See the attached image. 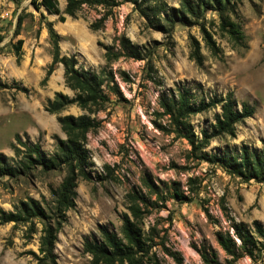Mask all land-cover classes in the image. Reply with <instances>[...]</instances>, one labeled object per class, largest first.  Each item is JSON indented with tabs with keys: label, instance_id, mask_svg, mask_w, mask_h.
I'll return each mask as SVG.
<instances>
[{
	"label": "rangeland",
	"instance_id": "obj_1",
	"mask_svg": "<svg viewBox=\"0 0 264 264\" xmlns=\"http://www.w3.org/2000/svg\"><path fill=\"white\" fill-rule=\"evenodd\" d=\"M163 1L168 8H178L179 0ZM57 4L62 14L64 0ZM103 13L101 8H84L75 19L65 16L60 23L57 16L34 8L31 0H0V80L6 85L0 89V154L17 167L20 157L14 156L12 147L24 150L17 138L25 144L38 142L48 158L55 153L56 139H65L57 115L44 110L56 93L74 96L64 85L61 65H55L42 82L52 59L51 28L59 37L60 56L74 57L78 70L111 71L120 92L115 97L104 89L109 103L103 111L88 115L99 123L84 145L89 179L78 180L75 207L66 213L57 235V264H89L83 240L96 238L99 226L117 232L121 215L127 212L125 196L133 190L157 202L143 225H158L165 248L177 254L181 264H203L197 253L202 251H213L219 264H227L215 240L217 232L232 235L233 223H243L253 231L254 222L264 231V182H244L211 159L226 152L239 153L242 147L264 148V0H242L232 18L244 35L242 46L219 32L216 13L205 12L216 56L205 46L198 25L175 24L172 30H158L130 4H123L113 9L101 30L91 31L90 24ZM122 38L137 46L144 59L120 57L107 63L105 48L122 52ZM190 38L200 45L201 67L189 58ZM19 40L21 57L16 63L12 46ZM196 85L204 97L232 93L238 105L249 104L254 112L235 126L234 136L211 139L193 150L171 132L159 100L177 95L178 89L196 91L198 97ZM217 114L219 109L214 108L189 117L199 141L202 131L210 132ZM67 115L87 113L70 106L59 114ZM65 175L63 166L46 171L31 166L13 177H0V210L14 212L20 203L32 199L48 213L53 206L51 191L58 189ZM145 182L155 187L163 201L150 193ZM174 190L185 200L171 198ZM31 225L34 234L28 242L24 234L29 224L0 226V264H35L32 253H38L42 223L33 219ZM155 251L161 264H177L161 247ZM230 264H264V250L254 252L252 259L244 256Z\"/></svg>",
	"mask_w": 264,
	"mask_h": 264
},
{
	"label": "trees",
	"instance_id": "obj_2",
	"mask_svg": "<svg viewBox=\"0 0 264 264\" xmlns=\"http://www.w3.org/2000/svg\"><path fill=\"white\" fill-rule=\"evenodd\" d=\"M242 0H179L178 8H168L163 0H64L65 8L62 14L58 9L57 0H31L34 8H42L48 15L58 17L60 23L64 17L75 19L84 8L103 9L101 17L93 21L89 29L93 32L103 28L107 18L112 14L113 9L130 4L149 25L158 30H172L175 24L182 26L198 25L203 41L207 49L216 56L218 49L212 39L210 32L204 23L205 12L212 11L218 17V30L225 34L229 42L242 46L244 35L240 26L232 20L236 18L238 6ZM19 24V21H18ZM155 24V25H153ZM49 37L52 44V59L48 66L43 83L51 75L55 65L63 68V80L67 89L73 92V97L56 93L53 100H48L44 110L50 115H57V123L65 139H56L55 153L46 157L40 149L39 143L25 144L16 139L17 144L23 148L13 146L12 151L15 157H20L18 166H10L7 158L0 154V177H13L19 174L20 170L28 169L31 166H38L42 170H53L63 166L66 175L58 189L51 191L53 206L47 213L39 202L28 199L20 203L14 212L6 213L0 210V226L4 224H29L25 230L24 239L28 242L34 234L33 219L42 223L41 236L39 238L38 253L33 254L35 264H57V257L54 253V244L57 235L66 221V213L75 207L77 197L76 185L78 180H88L89 176L85 170L87 163L86 144L87 135L99 123L96 118L88 115H95L104 110L109 103L107 93L119 97V87L114 80L113 73L102 69L99 73L78 70L74 57H63L59 55L58 35L50 28ZM3 38L0 34V44ZM191 51L189 58L198 66H202V55L200 45L196 39L190 38ZM122 52L113 53L111 47L105 48V61L112 63L120 57L141 61L144 59L139 48L130 44L124 38L120 39ZM22 41H17L12 46V52L16 63L21 57ZM126 79L123 73L120 74ZM6 85L0 80V89ZM200 92V85H196ZM25 92V89H23ZM75 106L87 115L74 117L71 115L59 116L66 108ZM162 115L168 120V127L177 137L185 139L193 150L204 147L209 140L221 136H234L235 126L253 115V107L246 103L237 104L232 93L225 96H196V91L189 89H178L177 95L169 97L162 96L159 100ZM218 108L219 114L214 116V124L210 132L202 131V139L199 141L191 129L188 121L190 116ZM163 130V129H161ZM199 141V142H198ZM212 162L220 164L227 170V173L240 178L244 182H264V148L261 150L247 149L242 147L239 153H223L221 157H211ZM144 186L150 193L156 194L159 201L163 198L155 191V187L145 182ZM149 193V194H150ZM171 198L184 201V197L174 190ZM126 213L121 215V225L118 231H109L104 226L97 228L96 238H85L83 240V253L90 257L89 264H161L156 249L161 247L162 252L171 257L177 264L181 260L175 253L165 248L163 237L160 236L158 225H143L144 219L151 215L157 202H151L147 195L141 191L133 190L125 196ZM159 208V207H157ZM230 228L233 233L217 232L215 240L218 247L224 252L226 263L236 262L247 256L253 258L254 252L264 250V231L260 224L253 223V231L243 223H233ZM203 264H219L216 254L210 251L197 252Z\"/></svg>",
	"mask_w": 264,
	"mask_h": 264
}]
</instances>
